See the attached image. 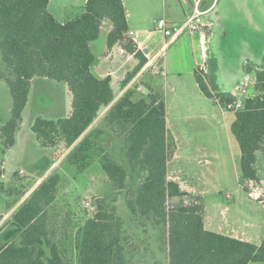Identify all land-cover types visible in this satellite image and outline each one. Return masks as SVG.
Listing matches in <instances>:
<instances>
[{
  "label": "trees",
  "instance_id": "16d2710c",
  "mask_svg": "<svg viewBox=\"0 0 264 264\" xmlns=\"http://www.w3.org/2000/svg\"><path fill=\"white\" fill-rule=\"evenodd\" d=\"M49 6L50 0H0V79L9 85L13 101L11 116L0 130L2 153L16 144L32 80L46 77L66 82L73 95L72 112L59 119L36 118L32 128L40 145L62 144V149L55 152V156H60L83 136L65 158L67 166L82 171L99 157L113 189L121 191L128 186L129 172L100 148L97 140L106 133L103 124L122 138L131 170L146 174L127 195V207L135 218L167 228L169 264L264 262V239L257 244L209 230L199 197L169 178L168 164L178 145L168 127L163 95L151 91L138 96L135 86L115 100L112 76L95 75L96 56L91 42L100 37L107 18L113 23L108 34L109 49L121 44L139 59L122 81L123 88L148 62L138 43L128 36L124 0H88L81 13L65 21L58 20ZM217 70L216 62L211 75L196 68V79L208 98L217 97L227 106L236 98L220 89ZM245 70L254 73L256 92L245 99L242 107L234 109L231 130L241 149L242 178L260 184L258 155L264 156V60L255 68L246 64ZM107 107L102 120L88 130ZM61 180L60 171L51 173L15 210L12 220L22 230L9 240L0 235V264H68L60 228L49 223V207L57 198ZM174 198L179 201L171 204ZM96 205L95 214L79 227L70 243L77 264H131L124 243V217L106 197L97 199Z\"/></svg>",
  "mask_w": 264,
  "mask_h": 264
},
{
  "label": "rangeland",
  "instance_id": "374dc122",
  "mask_svg": "<svg viewBox=\"0 0 264 264\" xmlns=\"http://www.w3.org/2000/svg\"><path fill=\"white\" fill-rule=\"evenodd\" d=\"M68 1L79 4L83 0H53L52 11L61 17L65 11L62 5ZM142 1L144 2V0ZM126 2L132 12V21L143 24L141 21L144 20L142 19L143 14L141 15L140 8L136 5L139 0H126ZM216 11L220 12L223 22L226 17L228 24L231 21V31L227 35L218 34L219 30L215 32L211 42L212 58L209 59L207 56L205 69L199 65L196 68L202 70L205 75H211V67L216 62L218 65L217 82L222 90L237 92V96L234 95L236 100L240 99L244 102L248 96L252 97L256 92L255 81L251 82L252 78L250 79L245 66L249 64L255 68L257 65H261L264 60V0H220L210 17ZM146 12L148 16L155 14V18L160 16L155 8L149 7ZM138 37L143 40L144 35L140 34ZM99 48L94 46L98 60L101 57L99 61L102 70L97 68V72L94 71L97 76L105 70L103 49ZM196 48L193 46L190 33L187 32L168 51L167 60L173 59L170 71L176 75L183 74L182 78H192V74L189 73L194 65L193 59L195 53L196 55L200 54V47ZM121 61L122 59L117 56L111 64L120 68ZM125 62L133 68L136 60L129 59ZM162 67L156 66L155 71H150L147 74L149 77L146 76L136 85L131 86V88L138 86L136 89L138 96L144 93L142 85L150 86L149 78L152 77L158 80L160 87L165 82L169 86L170 84L171 86L179 85L178 76L170 74L166 69L165 72L168 76L163 75ZM206 78L208 81L210 80L209 76ZM5 87L6 94L0 96L3 104L0 111L7 110L5 114L9 116L12 98L6 83ZM62 87L64 86H60L59 89H53V87L35 89L34 94L38 91L41 101L33 98L25 112L22 137L27 142H29L28 135L31 136V140L37 139L32 127L38 116L48 119H57L63 116L52 113L48 106L52 104L53 98L56 101L60 98L61 100L65 99ZM115 89L117 92L123 89L122 82H119ZM242 89H246L245 93ZM162 95L167 105L168 126L178 144L177 156L175 155L173 164H178V167H181V172L177 170L179 173L171 168V176L178 175L184 186L188 184L187 178L190 182H194L199 176L197 177L198 182L201 183L199 179H201L200 176L203 177L201 180L205 184L204 194L196 196L199 197L198 202L204 206L205 222L210 230L238 236L257 244L261 243L264 239V156L261 153L258 156L261 183L244 180L241 169V149L231 130V121L234 116L227 112L234 111V103L231 107L225 106L218 101L217 97L210 99L200 90H196L195 93L177 94L168 89L166 93L163 91ZM105 110H102L97 121L102 120L101 118L106 113ZM99 122L95 121L89 130L97 126ZM101 127L106 133L97 140V144H100V148L106 150L127 168L129 172L128 186L121 191L114 190L99 157L95 158L82 171H78L75 167L69 168L65 159L60 163V166L54 168L52 173L60 171L62 180L57 198L49 207V223L52 227L60 228V237L64 239L67 247L68 264H77L76 252L70 243L79 227L95 214L96 201L102 197H106L114 203L118 213L124 217V243L129 262L131 264H169L166 242L167 228L157 226L142 218H135L126 204L127 195L137 188L146 174L141 170H131L122 138L113 134L107 125L103 124ZM61 146L62 144L60 147L58 146V149H62ZM196 149L199 152L193 153ZM25 150L27 153L24 151L13 152L9 158L6 153H2L0 144V218L7 215L0 223V233L13 219L14 211L12 212L11 209L20 206L15 202L20 198L22 200L32 189L30 186L44 174L52 160L45 155L44 151L47 150H42L41 155L39 154L42 159L37 163L33 162L30 158L32 154L35 155L33 148ZM95 151L98 156L101 155V151ZM191 156L197 158L194 164L189 163ZM2 164H4V168H2ZM15 173L18 174L15 175ZM177 201L179 198H174L170 200V203L174 204ZM88 202H90L89 205ZM8 207L11 208V211ZM250 264H264V262Z\"/></svg>",
  "mask_w": 264,
  "mask_h": 264
},
{
  "label": "crops",
  "instance_id": "0c3cea01",
  "mask_svg": "<svg viewBox=\"0 0 264 264\" xmlns=\"http://www.w3.org/2000/svg\"><path fill=\"white\" fill-rule=\"evenodd\" d=\"M87 1L88 0H83L79 4L75 3V2H69V1L64 3L62 5V8L65 11L61 17L57 16L55 14L56 12L52 11L53 0H50L49 9H50V12L58 20L65 21V20H68V19L78 15L79 13H81L84 10ZM219 1L220 0H202L201 8L203 10L209 9L208 13L206 15H204V22L206 24V26H204L206 29V33L204 36L202 35V32H197V33L192 34L190 31H185L176 40L170 42L169 36L165 35L164 31L160 30L157 27V21L164 18L167 20L168 27H170L172 29L178 27L179 25L183 24L187 20L189 15L193 12L194 0H183V1H179V0H144V2L142 0H139V3H138L139 5L136 3L135 4L137 5V7L140 8L141 15L142 14L144 15V16L142 15V19H144V20H141L143 22V24H139L138 22L134 23L132 21V12L129 9L128 3L126 2V0H124V4H125L126 10H127V15H128L129 30L136 31V33H138V35H140V34L144 35L143 40H140L139 37H137V43H138V47L147 56L148 62L123 89H121L119 92L116 91L115 86L118 85L119 82H122L126 78L127 73L132 71L135 68V66L139 63V59L136 58L135 54H131V53L127 52L124 49L123 45H121V44H116L112 49H109V47H108V34L113 28V23L110 19L107 18L103 22L100 37L91 42V48H92L93 52H94V46H96L97 48L100 47L99 49H103V53H102L104 56L103 67L105 70L103 73L98 74V77L103 78V77H106L108 75L112 76V79H113L112 80V86L116 92V95H117L116 97H119V96H122L127 90L131 89V86L136 85V83L139 80L144 79V77H146V76L149 77L147 74L150 71H155L156 66L160 65V66H163L161 68L163 75H165V76L167 75V73L165 72V69H166L167 71H169L170 74H173L174 76H178V78H179L178 84L179 85L175 84V85L171 86V84H170V86H169L165 82V84L162 87H160L158 80H156L155 77H152V78H149L150 79V82H149L150 86L148 87L150 89L149 92L153 91V93L163 94V91L166 93L168 89L172 90L174 93H177V94L195 93L196 90H200L202 92V90H201V88L197 82L196 75H195V69H196L197 65H200L201 63H205L207 61V57H206V60L203 58V54H202L203 49L202 48L203 47L205 48L206 55L208 56L209 59H211L213 56V54L211 52V42L213 41L215 32L217 30H219L218 34L227 35L229 33V31H231V28H232L231 21H230V24H228L226 21L227 17L225 18V22H223V17L221 16L220 12L216 11L214 13V15H212L210 17V14L216 10V8L219 4ZM149 7L155 8L156 10H158L160 16L157 18H155L156 17L155 14L148 16L146 11H147V8H149ZM217 23H218V25H217ZM187 32L190 33V35H191L194 48L197 49L196 48L197 46L200 47V54L196 55V53H195V56L193 59L194 65H193V68H191L190 73H189V74H192L193 77L192 78L190 77L189 79H186L185 77L182 78L183 74L181 75L179 73L176 75V73H173V71H170V65H171L173 59L167 60L169 49L174 44H177V42ZM195 41H198V42H195ZM145 50H147V51H145ZM125 53H126V56H123V55H125ZM94 54H95V52H94ZM117 54H119V55H117ZM95 56H96V61L94 63L93 71L97 72V68H99V69L101 68L100 67L101 62L99 61L101 59V57L98 60L96 54H95ZM117 56H119V58L122 59L120 68H117L111 64L115 61ZM129 59H135L136 60V63L134 64L133 68L130 67L125 62ZM204 60H205V62H204ZM109 62H110V64H109ZM100 70H102V69H100ZM248 74L250 76V79L252 78L251 82H254L255 81L254 73L252 72V73H248ZM217 81H218V78H217ZM4 82L7 84V82L5 80L0 79V96H1V94L3 95L4 93L6 94V92H7ZM50 82H56V83H50ZM62 83H65L66 85H60ZM60 86H64V87H62V90L64 92L65 99L61 100V98H60V100H57V101L54 98H53V100L50 99L52 101V104L48 105V106H50L49 108H50L52 113H57V114L63 115L62 117H66V116H69L72 112V101H73V95H72V92L70 91L68 84L66 82H58L55 80L52 81V79H49L46 77H35L32 80V87L30 90L29 100H28V104L24 110V120H23V122H22V124H21V126L17 132L16 144L6 152V156H8L10 158V156H12L13 152L20 153V152L24 151V153H27L25 150L26 148H30L31 150L33 148L35 155L32 154L30 156L31 161L36 162V163L39 162L40 159H42L41 156H39V154L41 155L42 150H47V151H44L45 155L48 156V158H50L52 160H51L49 166L46 168L44 174L41 175L36 180V182L33 184L32 189L24 196V198L22 200L20 198L16 202V203H18L17 205H21L24 202V200H26L31 195V193L52 173L54 168H56V166H60V163L66 158L68 153L79 142V140L76 141L70 148L65 150L62 155L55 156L56 155L55 152L58 149L57 146H43L42 147L40 145L38 139H36V140L32 139L31 140V136L28 135L29 142H27L22 137L23 124L25 122V112H26L28 106L31 104V101L33 98L37 99L38 101H41L40 96L38 94V91H37V93L34 94L35 89L39 88V90H40V89H44L45 87H49V88L53 87V89H56V88L59 89ZM142 86L144 87V85H142ZM8 88L10 90L9 85H8ZM220 89L222 90L221 87H220ZM231 93L235 94L236 92H231ZM11 98H12V96H11ZM115 100H117V98ZM12 103H13V101H12ZM12 103H11V106L9 107L10 108V115L9 116H7V114H5V111H7V110L0 111V130H1V127L7 122V120L11 116ZM2 107H3V104L1 103V99H0V109ZM108 108H106V112H107ZM102 112L103 111H101V113ZM227 112H230L235 118V112L234 111H227ZM62 117H59V118H62ZM59 118H57V119H59ZM233 120L231 121V124H232ZM99 121L96 120V122H99ZM93 125H94V123L92 124V126ZM92 126H90V128ZM169 129H170V127H169ZM172 135L174 136L173 133H172ZM42 148H45V149H42ZM177 151H178V149H177ZM177 151H176V153H177ZM198 152L199 151L196 149L193 153H198ZM176 153H175V155H176ZM175 155H174V157H175ZM174 157L168 164L169 178L179 182L181 185V188L183 190L191 193V194H194V195L204 194L203 189H205L204 188L205 184L202 183V180H201V179H203L202 176H200L201 179H199L201 183L198 182L197 177H199V176L196 177L194 182H190L189 178H187L186 181L188 182V184L185 186H184L183 182L181 180H179L178 175L175 177L171 176V174H170L171 168L176 172H178L177 170H179L181 172V167H178L179 166L178 164H173L174 159H175ZM196 159H197L196 156H194V157L191 156L189 159V163L194 164V162H196ZM258 161H259V157H258ZM175 167L177 168L176 170H175ZM2 168H4V164H2ZM14 208H16V207H14ZM14 208L11 209L12 212L14 211ZM6 216L2 217V220L0 221V223L6 218ZM12 221H14V220L9 221V223L4 228H6ZM204 221H205V216H204ZM205 226H206V228H208L206 225V222H205ZM235 237H238V236H235ZM238 238H240V237H238ZM241 239H243V238H241ZM243 240H245V239H243Z\"/></svg>",
  "mask_w": 264,
  "mask_h": 264
},
{
  "label": "built area",
  "instance_id": "2783aa9c",
  "mask_svg": "<svg viewBox=\"0 0 264 264\" xmlns=\"http://www.w3.org/2000/svg\"><path fill=\"white\" fill-rule=\"evenodd\" d=\"M201 3H202V0H194L193 12L189 15V17L183 24L179 25L176 28L172 29L168 27L167 20L164 18L158 20V28L164 31L165 35L169 36L170 42L176 40L185 31H190L192 34L197 33V32H202V35L203 36L205 35L206 29L204 26H206V24L204 22V15L208 13L209 9L203 10L201 8ZM128 36L131 37L135 42H137L138 33H136V31L129 30ZM202 49H203L202 51L203 58L206 60L207 55H206L205 48L203 47ZM199 66L205 69V63H201ZM242 91L243 93H245L246 89H242ZM234 95L237 96V92ZM233 103H234L235 109L242 107L244 104V102L239 99V100H236L235 102L230 103L229 106L231 107ZM87 204L89 205L90 202H88Z\"/></svg>",
  "mask_w": 264,
  "mask_h": 264
},
{
  "label": "water",
  "instance_id": "95a60500",
  "mask_svg": "<svg viewBox=\"0 0 264 264\" xmlns=\"http://www.w3.org/2000/svg\"><path fill=\"white\" fill-rule=\"evenodd\" d=\"M123 56H126V53ZM149 91L150 89L146 85H144V93L148 94ZM21 230L22 226L18 222L12 221L6 228L1 231L0 235L4 240H9L13 237V235L17 234Z\"/></svg>",
  "mask_w": 264,
  "mask_h": 264
}]
</instances>
